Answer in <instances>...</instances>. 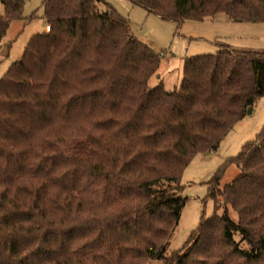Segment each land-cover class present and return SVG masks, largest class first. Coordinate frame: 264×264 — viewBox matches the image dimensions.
<instances>
[{
    "label": "trees",
    "instance_id": "obj_1",
    "mask_svg": "<svg viewBox=\"0 0 264 264\" xmlns=\"http://www.w3.org/2000/svg\"><path fill=\"white\" fill-rule=\"evenodd\" d=\"M130 1L179 23H264V0ZM0 2L1 47L23 2ZM101 4L42 0L49 31L0 78V264H264V127L211 180L238 169L218 190L237 221L214 213L165 255L181 175L264 97V52L188 58L166 91L149 85L159 56Z\"/></svg>",
    "mask_w": 264,
    "mask_h": 264
},
{
    "label": "rangeland",
    "instance_id": "obj_2",
    "mask_svg": "<svg viewBox=\"0 0 264 264\" xmlns=\"http://www.w3.org/2000/svg\"><path fill=\"white\" fill-rule=\"evenodd\" d=\"M22 20L12 21L0 47V78L7 68L18 61L28 41L45 31L46 21L42 0H22ZM102 10L112 9L125 19L134 38L160 58L158 71L149 80L150 86L161 82L166 91L178 88L182 81L184 61L188 58L215 55L227 46L234 51L264 52V23L235 22L224 14L203 21L175 22L161 19L130 0H102ZM4 14L0 2V17ZM264 127V97L258 99L246 114L237 121L216 150L195 155L184 169L180 185L184 206L179 220L165 248V255L180 251L201 220L214 213L237 221L235 212L218 190L230 184L239 174L234 165L227 166L218 185L211 182L216 172L227 161L235 158L242 147L253 140ZM214 190L215 197L211 196ZM239 241V237H235ZM245 247L244 243L239 244ZM143 264H162L150 259Z\"/></svg>",
    "mask_w": 264,
    "mask_h": 264
},
{
    "label": "built area",
    "instance_id": "obj_3",
    "mask_svg": "<svg viewBox=\"0 0 264 264\" xmlns=\"http://www.w3.org/2000/svg\"><path fill=\"white\" fill-rule=\"evenodd\" d=\"M45 31H49V26H46L45 27Z\"/></svg>",
    "mask_w": 264,
    "mask_h": 264
},
{
    "label": "crops",
    "instance_id": "obj_4",
    "mask_svg": "<svg viewBox=\"0 0 264 264\" xmlns=\"http://www.w3.org/2000/svg\"><path fill=\"white\" fill-rule=\"evenodd\" d=\"M47 25H45V27H46Z\"/></svg>",
    "mask_w": 264,
    "mask_h": 264
}]
</instances>
